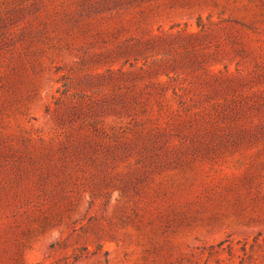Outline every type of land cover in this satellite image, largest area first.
<instances>
[{
    "label": "rangeland",
    "instance_id": "obj_1",
    "mask_svg": "<svg viewBox=\"0 0 264 264\" xmlns=\"http://www.w3.org/2000/svg\"><path fill=\"white\" fill-rule=\"evenodd\" d=\"M0 264H264V0H0Z\"/></svg>",
    "mask_w": 264,
    "mask_h": 264
}]
</instances>
